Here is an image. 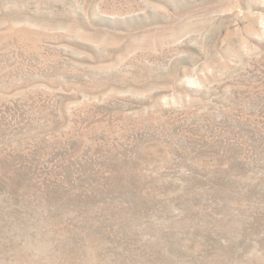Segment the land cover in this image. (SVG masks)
I'll return each instance as SVG.
<instances>
[{
	"label": "rangeland",
	"instance_id": "rangeland-1",
	"mask_svg": "<svg viewBox=\"0 0 264 264\" xmlns=\"http://www.w3.org/2000/svg\"><path fill=\"white\" fill-rule=\"evenodd\" d=\"M0 264H264V0H0Z\"/></svg>",
	"mask_w": 264,
	"mask_h": 264
}]
</instances>
